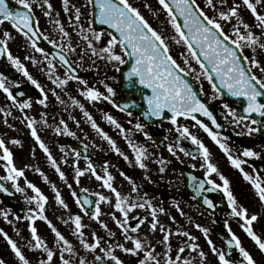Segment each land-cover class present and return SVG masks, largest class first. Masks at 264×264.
Masks as SVG:
<instances>
[{"label":"snow or ice","instance_id":"1","mask_svg":"<svg viewBox=\"0 0 264 264\" xmlns=\"http://www.w3.org/2000/svg\"><path fill=\"white\" fill-rule=\"evenodd\" d=\"M17 5H21L27 11H15L10 10L7 0H0V23L5 21L11 22L12 27L19 32H23L25 37H35L37 35L33 27L32 22V7L30 0H14ZM223 2V0H222ZM89 4L94 3L95 8L97 9V15L95 20L101 25H107L111 29H115V32L119 34V38L115 35H112L107 41L106 45L99 49L100 53L106 54L105 56H100L101 59H107L108 62H115L118 65L125 64L123 56L126 55L131 58L132 63L129 71L125 74V79L130 83L133 78H136V81L139 85H142L145 89L151 90V95L145 96L144 100L147 103V111L143 113L145 118L150 116L160 117L165 110L171 113V124L177 125V118H191L195 121V125H198L199 128L203 129L205 133L214 141L219 148L227 156L228 161L233 168L239 169L243 175L245 181L250 182L251 187L255 190V193L261 202L264 204V182L261 181L260 175H257L255 179L249 175L241 167L243 163H246L245 160H242L238 157H234L226 144L221 142V138L218 133L214 132L208 124L197 119L194 115L199 113L200 115L207 117L211 124L219 128L220 125L217 123L216 117L213 112L210 110L209 103L210 101L219 100L220 107L223 109V115L225 119L230 118V122L236 126L243 125V128L246 131L237 133V135H252L254 133L260 132L264 129V67H261L260 63L254 57L243 56L242 53L238 54V50L242 49L244 46L252 47L255 50V46L259 44L260 49L264 50V42H260L259 39L254 36L252 31H245L241 34V28L239 27V16L238 8L240 5H234L228 8L226 11L219 12L220 21H229L231 18L237 19V25L233 26V35L234 39L230 38L228 34L222 28V25L217 22V20L210 18L206 13L197 6L196 0H158V4L162 7L164 12L168 17V22L171 27L175 30L177 34L173 39L176 43H182L188 55L184 57L182 67L177 63L176 59L170 54V49L167 46L165 37L153 29L149 22L145 19L139 10L132 6L129 0H88ZM243 5L250 11L251 16L257 21V27L261 28L264 31V14L258 13L257 5L262 3V0H242ZM43 4H46L49 9L52 5L48 3V0H43ZM64 11H69V0H63ZM207 7H215V0H206ZM179 14V17L183 18V24L178 22L176 14ZM45 16L49 15L48 11H45ZM81 11L80 8L75 9L74 19L78 23L80 20ZM54 25L59 28V32L62 36L67 37L69 33L65 31V28L61 25L59 20L54 21ZM250 28L249 24L244 23L243 29L248 30ZM186 30V31H185ZM83 31V30H82ZM31 34V36H29ZM4 37H8L9 33L4 31L2 33ZM45 39H48L45 37ZM83 39L88 41L87 48L91 50L92 55L97 56L98 52L93 47V40L100 41L101 34L94 33L93 38L89 39L87 35L83 36ZM55 43L54 41H50ZM241 42H244L243 44ZM229 43L235 47H230ZM0 45H5V47L0 48V55L7 54L8 60L11 64L17 68V70L22 71L23 75L28 78L33 85L40 89L43 94V89L37 83L28 71L24 68V65L21 64L19 59L14 58L10 52H8L6 41L0 39ZM32 47L37 52H42L43 49L37 47L35 41H32ZM69 50L73 51L69 45ZM120 49V54H117L114 49ZM59 60L67 65L69 68L71 65L65 56L57 54ZM195 61L199 65V73L195 75V79L199 81L201 78L207 81L211 88V95L207 97V100L202 99L204 96L203 88L201 87L198 91L194 90L193 85L186 79L187 76L191 75L195 70L192 69L190 65V60ZM245 64H250L253 68L259 69L261 76H257L252 73L251 69H246ZM48 69L53 70V63L51 60L48 61ZM117 71L120 69L117 67ZM51 78V75L50 77ZM75 79V77H72ZM53 84H57L58 87L63 86L68 83V80L53 79ZM79 83L86 85V81L79 80ZM0 89L7 94V98L15 103L16 98L9 88L5 86V81L2 76H0ZM107 93L112 94L113 89L111 87L107 88ZM89 101H97L101 98L108 100L109 96L103 95L102 93L95 90L92 87H86V90L81 93ZM225 94L233 98H243L244 106L242 108L243 114H239L235 108L231 107L229 103L223 100ZM20 95H23L21 93ZM53 95L57 100H60V97L53 92ZM40 99L38 103L41 105L45 104V100ZM63 103V101H61ZM72 103L78 104V101L75 99L72 100ZM20 108H28L30 104L25 100L22 104L18 105ZM83 111V105H79ZM129 105L125 104L124 108H128ZM131 115V112L128 113ZM83 115L87 117V120L91 123L92 129L100 134V136L106 140L109 145L112 146V149L120 153L119 148H117L115 142L103 132L96 122L93 120L91 115L87 111L83 112ZM27 127L31 130V136L34 138L35 143L47 154V159L51 163V166L57 173H59L60 179H64V173L57 166V162L49 154V149L41 141L40 137L37 134L36 128L33 126L35 121L28 119ZM105 119L117 129L123 133L125 130L121 125L111 116L106 115ZM61 124H64V121H60ZM135 127L139 130L142 128V125L137 123ZM57 133H60V129H56ZM176 131L179 132L181 137H187L191 140L193 145H196L200 155L203 157L204 164L207 166V171L205 176H208L211 173H218L217 167L210 162L209 149L195 136L189 132L187 127H177ZM64 134L73 135L69 132L67 126L64 128ZM147 136V134H145ZM150 138V137H149ZM224 139H227L226 137ZM12 144H20L19 140H11ZM128 146L132 148L135 153L136 164L140 168H145V164L142 162V159L145 156V150L137 147L129 141ZM0 149L3 150V154L0 155V160L6 162V176H0V181H11L12 186L15 188L16 192L22 193L23 188L17 185V178L22 177L24 172L19 170L14 165L13 154L5 146V141L0 139ZM170 152L173 151L172 147L169 146L168 149ZM181 151H184L182 148ZM63 151V149H61ZM79 156V153L76 154ZM185 155H188L185 152ZM241 156L247 158H258L259 154L252 150L251 148H243L240 153ZM124 159L127 160L128 157L124 156ZM163 163V161H161ZM89 169H92V165H88ZM37 172H40V169H36ZM160 172H164V168H160ZM43 176V173H40ZM92 174L96 177L97 180H100L101 177L96 175L94 169H92ZM75 175L80 177L83 175L79 169L76 170ZM106 179L104 180V187L111 189L116 195L115 208L123 214V221H117L118 227L124 230L125 239L129 240L132 244V247H126L123 244H118L119 247L124 253L129 254L133 257H136V264H161L160 259L157 258L153 250H145V245L142 243L141 239L134 238L131 235H128L129 229L127 225L128 213L132 208H144L145 204H131L130 207L125 209L123 205L127 202V197L122 198L121 194L112 187L110 181L112 177L105 173ZM123 175V173H122ZM220 180L223 182L222 185L214 183L211 179L206 181L207 184L211 185L210 188L206 190L211 192L214 190H220L223 192L224 196L228 200V207L231 209V215L235 218H238L242 223L240 227L246 233V235L255 243L258 247V250L264 254V239L254 231L253 224L258 220L256 214L248 215L247 209L243 206L237 204L236 198L234 197L232 191L229 189V181L223 175H219ZM47 181V177H44ZM190 180L196 181V177H190ZM27 188L30 189L35 195L28 197L26 202L32 203L35 202L37 212H33L32 209H29L30 215L26 218L29 221L37 219V217L45 221L46 217L44 215V208L47 198L41 193V190L36 187L34 184L25 181ZM135 186L133 191H135ZM193 190L197 196H200L203 191H205V181L199 180L193 185ZM53 191L55 192V200L57 203L64 205V201L60 197V193L56 191L55 186H53ZM86 191V190H85ZM0 192L8 193V189L4 184L0 183ZM75 195V193H73ZM105 197L101 196L100 200H104ZM204 204L208 208H213V202L208 199L207 196L204 197ZM79 203V201H77ZM85 204L91 203V201L84 199ZM66 207V205H64ZM150 208L151 204L148 205ZM164 209L161 208L160 212H163ZM100 214V209L97 207L93 218H97ZM183 215V213H181ZM151 229L155 231L158 227L157 213L153 209L151 212ZM19 218V217H18ZM115 220V216H113ZM73 223L77 230H79L81 225L80 216H75L73 218ZM144 223V220L141 219L135 226L131 227L130 231L136 233L140 226ZM48 227L55 234V238L58 242H63L65 250L69 253L72 252V247L65 239V237L51 224L48 222ZM160 230L163 232V226L159 225ZM225 227H228L227 221H225ZM31 232V239L28 242L30 246L40 249L43 247V250L47 253V262H51L53 259V252L44 246V241L37 234V229L31 224L29 225ZM197 228L207 236L208 229L201 228L197 225ZM228 232L231 235V240L228 241V247L239 250V255L242 257L245 264H257V261L253 256L247 251L241 244L240 239L232 233L231 228H228ZM83 236V233H79ZM4 239L7 241V244L10 245L12 253L15 254V257L18 259L19 264H30L29 260L26 259L25 255L22 253L20 247L15 241L10 239L6 233H3ZM181 235L187 237L190 241L195 240L196 237L190 236L188 232H182ZM170 233H165L163 235L161 243L167 244L169 242ZM95 238V234H93ZM34 242V243H33ZM85 249H96L99 247V241L96 243H85L83 240L80 241ZM207 243L211 246L212 253L218 258L219 264H232V261L226 258L224 251H217L212 241L208 240ZM197 244L188 243L185 246L179 247L175 255V259L168 255V252L171 251L169 248L164 253V264H181L182 257L180 254L184 253L186 248L195 251L197 249ZM100 252L103 253V256H96L95 260L103 261H115V264H124L116 255L112 253V248L109 245L107 250L100 248ZM199 256L203 260L205 253L203 251L199 252ZM61 264H70L68 259L63 257L60 258ZM0 264H6L4 259H0ZM40 264H46L45 261H41ZM79 264H86L84 259L79 261ZM182 264H192V261L183 258Z\"/></svg>","mask_w":264,"mask_h":264},{"label":"flooded vegetation","instance_id":"2","mask_svg":"<svg viewBox=\"0 0 264 264\" xmlns=\"http://www.w3.org/2000/svg\"><path fill=\"white\" fill-rule=\"evenodd\" d=\"M32 1H34V3L31 5L32 14L36 20L38 31L45 38L46 35L38 26L39 13L42 12L40 10L39 2L43 0ZM240 8L241 6L238 8V11ZM47 11H49V8ZM213 16L218 18L216 14H213ZM222 22L226 24L225 21ZM231 22H236V19L232 18ZM5 23L11 26L10 30H14V33H10L8 37H4L2 35L4 32ZM221 25L225 33H227L229 37L232 38L234 25ZM227 29L231 31L230 34ZM17 35H19L24 40L26 45L25 47L17 46ZM11 37L14 39V42L11 40ZM0 39L6 41L8 52H10L12 46L13 48H16L19 55L18 57L22 58L20 60L21 64L24 65V68L28 71L29 75H31L43 89L42 94L40 89L33 85L31 81H29L28 78L23 75L22 71L17 70V68L11 64L6 54L7 61L6 65L4 66L7 69H0V76L4 78V81H7L11 84L9 91L12 92L13 89L16 90L14 91V95H16V97L27 95L26 100L28 102L36 101L38 103V101L40 99H44L45 96H53L54 103H61V101L57 100L53 95V92L49 90V86L44 83V81H42L46 75V66L49 60H51L54 66L57 67L63 77L69 79L68 81L74 84L75 87L82 85L79 83V80L85 76V72H83L79 64L74 62L69 57V55L64 51L63 47L57 42L52 43L50 42L49 38L46 39L53 46L62 50L68 56L70 62L76 68L74 74L58 64L48 53L44 51L43 53L35 51V49L32 47V41L28 37H25L22 32L14 29L12 24L8 21L0 23ZM241 43L243 44L244 42ZM2 46L5 47V45ZM175 46H177L175 51L169 47L170 54L174 59H176L177 63L179 62L181 65H184L183 59L188 55L187 50L182 43H176ZM19 48L26 50L23 52V50ZM250 48L248 46H244L239 51L243 54V56L249 57L251 55L256 59V57L260 55V49L255 48L252 53H249L248 49L250 50ZM114 51H116L117 54H120V49H114ZM31 54L38 57L39 60L34 62L29 56ZM125 58L126 55L123 56L124 60ZM189 60L191 61L190 57ZM101 61H103L104 65L109 70L110 76L108 87L113 89V93H107V89H99L98 91L102 93V96H109L108 100L101 98L99 101L108 106V109H104V118L106 115H111L125 130L122 133L120 129H117L111 124L114 128L108 134V136L115 142L117 148H119L120 153H123V155H120L114 151L112 146L109 145V143L104 140L98 132L96 133L99 135V138H95V140L90 138L91 140L89 141L85 139H78L74 135H67L64 133L54 134L53 137L49 136V143L53 144L52 147L54 149H58L60 154L59 157L61 156L59 168L64 173V179H59V181H61L62 185L65 183L62 188L66 190L70 186V172L76 173L77 169L81 171L84 168L88 170L92 177L96 178L92 174V169H94L96 175L101 177L99 180L101 182H104V180L107 178L105 175V173H107V175L112 177L110 183L112 184V187L115 188V173L117 172V168L121 169L124 173L123 176L121 175L122 182L126 185L123 187V190L128 196L127 201L130 200L129 207L133 203L137 205L141 203L145 204L144 208H132V210L129 211L131 218L128 220V227L130 228L135 226L141 219L144 220L139 233L141 240H143L145 237L152 240H159V238H163L165 233H170L169 243L172 247L175 246L174 242H178V244H184L186 242L197 244L198 247L195 251L188 249V255L186 254L187 258L191 259L193 264H219L218 258L212 253L211 246L207 243V241L211 240L212 245L215 246L217 251H223V241L231 240L229 239L230 234L228 232V228H231L232 233H234L237 237L240 233L245 235L246 233L240 227V223H242V221H240L238 218H233L231 215V209L228 207V200L224 196L223 192L220 190H214L211 192L207 191L206 189L210 188L211 185L207 184L206 181L211 179L214 183L222 185L223 182L220 180L219 175H223L226 179H228L229 189L232 191L234 197H240L241 201H237L238 205H247L251 207L259 206L263 208L264 204H261L259 201L255 190L251 187L250 182L243 179V175L240 170L232 167L227 159V156L219 148V146L214 141H212V139L207 135V133L203 131V129L199 128L198 125H195V121H193L191 118L178 117L177 125L171 124V118L159 122L145 124L135 113H131V115H129V112L118 108L115 101L117 99H122L123 95L121 88L119 87V71H117L116 68H120L121 65H118L115 62H108L106 58L102 59ZM189 66L195 70L189 76H191L197 82L199 88H203L204 97L207 100V97L211 95L210 85L203 78H201L199 81L194 78L195 75L200 71L199 65H197L195 61H191ZM247 66L251 69L252 73L255 74L251 68V65L247 64ZM36 69L37 71H41V74L45 73V75L38 77L34 72ZM72 77H75V79H72ZM22 88H28L30 95L28 96V94L22 90ZM21 93H23V95H20ZM223 100L226 101L224 97ZM23 102L24 101L16 99L14 107L12 108L13 118H11L12 115L9 117L11 122L17 127L20 126L22 122H24L23 114L26 115L27 113V108H20L18 106ZM208 103L210 110L216 117L217 123L220 125V127L217 128L212 125L211 121H209L207 117H205L204 120L199 118L197 119L208 124V126L214 132L219 134L221 142L226 144L234 157H238L246 161V163L241 165L245 172L251 175L254 179L257 175H260L261 181L264 182V146L260 142L264 141V129L250 136L247 134L237 135L239 132L246 131L243 128V125L236 126L230 122V118L225 119L224 115L222 114L223 109L220 107L221 102L219 100L210 101ZM61 104V113H69L67 107H71L75 111L72 101H63ZM45 111L48 112V109H45ZM137 123L142 125V128L139 130L135 127ZM177 127H187L189 132L192 135H195L209 149L210 162L217 167L219 174L211 173L208 176H205L207 166L204 164L203 157L200 155L197 146L193 145L189 138L181 137L179 132L176 131ZM145 134H147V136ZM225 137L227 139H224ZM129 141H131V143L137 147L145 150V156L142 159V162L145 164V168L142 169L136 164L135 153L133 152L132 148L128 146ZM74 142L77 144V146L73 145ZM20 144L22 145V143ZM169 146L172 147V152L168 150ZM181 148L184 151H181ZM243 148H251L252 150L256 151L259 154L258 158H247L241 156L240 153ZM61 149H63V151H61ZM185 152H187L188 155H185ZM77 153H79V156L76 155ZM124 156H127L128 159L125 160ZM173 160L178 162L181 167L189 172L188 189H193V185L199 180L205 181V191H203L204 194L201 195L202 199L200 202L187 193L184 180ZM161 161H163V163H161ZM89 164L92 165V169H89ZM256 166L261 168V172L255 168ZM161 167L164 168V172L162 173L160 172ZM193 176L196 177V181L190 180V177ZM134 186L136 189L135 191H133ZM107 190V193H110L111 189L107 188ZM77 192L91 193L85 190H78L76 193ZM76 193L74 195V202L77 205L80 214L85 217L84 220L81 219L82 227L79 229L80 231L78 230V232L88 235L93 232H96L97 234L100 233L101 235L103 234L104 236L107 235L108 233L105 225L109 224L110 218L106 217V214L104 215L106 218H104L102 225L99 221L98 223L93 222V214L95 213L96 208L99 206V197L95 196V209L93 214L89 215L87 210L88 207L85 205V203H77ZM205 196H207L208 199L213 202V208H208L207 205L204 204L203 200ZM250 198L253 201H250ZM149 204H151V208L148 206ZM161 208L164 209L163 212H160ZM153 209L156 210L158 221V227L155 231L151 229V212ZM181 213H183V215ZM225 221H227L228 227H225ZM159 225L163 226V232L160 230ZM197 225H199L201 228L208 229L207 236H205V234L201 232L199 228H197ZM182 232H188L190 236L196 237V239L190 241L187 237L181 235ZM246 237L248 236L246 235ZM240 241L241 244L244 245V248L248 251L246 243L242 241V239H240ZM224 247L226 249L224 251L229 252L228 245L224 244ZM200 251L205 253L203 260L199 256ZM230 251H232V248H230ZM235 251L237 256L240 257L239 250L235 249ZM172 258L175 259V256ZM240 258L242 259V257ZM240 264H245V262L242 261ZM257 264L260 263L257 262Z\"/></svg>","mask_w":264,"mask_h":264},{"label":"rangeland","instance_id":"3","mask_svg":"<svg viewBox=\"0 0 264 264\" xmlns=\"http://www.w3.org/2000/svg\"><path fill=\"white\" fill-rule=\"evenodd\" d=\"M129 2L132 6L139 10L141 15L145 17L153 29L165 37L167 46L175 51L177 46H175L176 42L173 38L176 37L177 34L168 22V17L162 7L158 4V0H129ZM196 2L198 6L200 5L199 7L202 8L201 10L204 11L206 15L220 23L222 22L219 20L220 11H226L228 8L234 6V4L240 5L241 8L238 11V16L241 34L243 35L245 31L250 30L260 42H264V31L257 27L258 22L251 16L250 11L243 5L242 0H223V2L222 0H215L214 8L207 7L206 0H196ZM33 3L34 1L30 0V4L32 5ZM48 3L52 5L51 9L48 11L49 15L45 16L44 13H39L38 26L46 37L50 39V41L53 40L61 45L69 57L74 62L79 64L83 72H85V76L82 80L86 81V85H78L75 87L74 84L69 81L67 84L60 87H58L57 84H53V79L58 78L60 80H69L63 77L54 64L53 70L50 73L47 63L46 75L45 73L41 74V71H37V69L34 70L38 77L45 75L42 81L49 86V90L51 92H55L56 95L60 97V101L69 102L73 99L78 101V104L74 105V109L77 112H75L71 107H67L69 113H61L60 109L62 104L60 102L54 103L53 96H47L44 105H41L36 101H29L30 107L27 108L26 115L23 114L24 122H22L18 127L15 126L9 118L11 115V118H13V113L11 112L7 114V110L4 109L5 106L7 108H12L8 107L11 106L12 103L7 100V94L3 91V89H0V139L5 141V146L12 152L15 167L24 172L22 177L17 178V185L24 189L22 193L18 192V194L27 207L25 215L21 218H17L13 211L7 208L0 201V259H4L6 264H19L15 254L11 251L10 245H8L7 241L4 239L3 233H6L10 239L17 243L26 259L29 260L30 264H40L41 261H45L46 264H61V257L68 259L70 264H79L81 259H84L86 264H89L92 257L98 255L103 256V253L100 252V248L107 250L109 245L112 248V253L122 260L124 264H136V257L124 253L119 247H117L118 244H123L126 247H132V244L129 240L125 239L124 230L117 225V221H123L124 217L123 214L115 208V193L113 191L107 193L108 190L104 187V182L92 177L86 168L81 170L83 175L80 177H77L75 173L70 172V186L66 190L63 189L62 186L65 183H63V185L61 184V181H59V173L52 168L51 163L47 159V154H45L39 145L35 143L34 138L31 136V130L27 127L28 121H26L27 119H25V117L35 121L33 126L36 128L37 134L41 141L49 149V154L56 160L58 167L60 165L61 156L59 157L60 154L58 149H54L52 147L53 144H50V140L48 139L49 136L53 137L54 134H58L56 131L57 128L60 129L59 134H62L64 133L65 126H67L68 131L73 133V135L78 139H85L89 141L91 139L95 140V138H99L96 131L92 129L91 123L87 120V117L83 115L84 111H87L89 115H91L98 127L107 135L114 128L104 118V109H108V106L99 100L89 101L81 94L86 90V87H92L97 91L99 89L108 88L110 73L103 61H101L102 59L99 58L100 56L106 57V54L100 53L99 49L106 45L111 35L104 30L94 31L92 29L90 24V7L88 0H69L68 12L64 11L63 0H48ZM76 8H80L81 11L78 23L74 19ZM257 10L258 13L264 14V0H262L261 4L257 5ZM213 14H216L218 18L213 16ZM55 20H59L61 25L65 28V31L69 33L67 37L61 35L59 28L54 25ZM231 20L232 18L229 21H225L228 26L230 24L231 26L237 25V19L234 23H232ZM244 23L249 24L250 28L248 30L243 29ZM221 24L226 25L223 22ZM10 28L11 26L9 24H4V31H7L9 35L10 33H14V30H10ZM228 32L230 34L231 31L228 30ZM94 33L101 34L100 41L93 40V47L98 52L97 56L92 55L91 50L87 48L88 41L83 39L84 35H87L89 39H92ZM232 38H235L234 35H232ZM11 40L14 42L12 37ZM69 45L72 49H74L73 51L69 50ZM17 46H26L24 40L19 35H17ZM255 48L260 49L259 44H257ZM19 49L23 50V52L26 50L23 48ZM116 50H119V48L117 47ZM252 51V48H250V50L248 49L249 53H252ZM10 53L14 58H18L19 60L22 59L21 57H18L19 55L17 50L16 48H13V46L11 47ZM29 56L34 62L39 60V58L33 54ZM249 57L252 56L250 55ZM256 60L260 63L261 67H264V50L260 49V55L256 57ZM179 64L181 65V63ZM181 66L183 67L184 65ZM251 68L258 77L261 76L259 69L253 68L252 66ZM50 75L51 78H49ZM5 86L10 90L11 84L9 82L5 81ZM79 105H83V111ZM45 109H48V112H46ZM61 120L64 121V124L60 123ZM13 139L19 140L22 145L12 144L11 140ZM2 154L3 150L0 155ZM37 168L40 169V172L36 171ZM41 172L43 173V176L40 174ZM122 173L123 171L117 168V172L115 173V189L121 194L122 198L127 197L128 199L127 194L123 190V187L126 185L122 182ZM6 175V162L0 160V176ZM44 177H47V181H45ZM4 181L12 185L11 181ZM25 181L38 187L41 190V193L47 198L44 208V215L46 217L45 221L40 220L38 217L33 221H29L26 218L30 215L28 211L29 209H32L33 212H37L38 209L36 208L35 202H26L27 198L35 195V193L27 188ZM53 186H55L56 191L60 193V197L64 201V205H66V207L56 202ZM78 190L89 191L91 194L99 197V199L101 196L105 197L104 200H100L98 202L100 214L97 218H93V222L98 223L99 221L102 225L104 218L109 217L110 222L105 225L108 233L107 235L104 236L103 234L101 235L100 233L97 234L96 232H93L90 235L83 234V239V237L79 234L75 224L73 223V218L75 216H80V218L84 220L85 217L80 214L78 207L74 202L75 199L73 193L74 191L76 193ZM129 201L123 205L126 210L129 207ZM236 201H241L240 197H236ZM250 201L253 200L250 198ZM243 207L247 209L249 216L252 214H256L258 216V220L253 224V229L261 237V239H264V207H251L247 205H243ZM105 214L106 217H104ZM113 216H115V220L113 219ZM130 218L131 216L129 212L128 220ZM48 222H51V224L71 245V253L65 250L63 242H58L56 240L55 234L48 227ZM30 224L37 229V234L44 241V246L53 252L54 255L51 262H47V253L43 250V247L36 249L30 246L28 242L31 237L27 238L24 236L25 231H30ZM127 228L129 229L127 233L128 235L141 239V236H139L141 226L136 233H132L130 231L131 228L128 227V225ZM93 234H95V238H93ZM238 238L242 239V241L246 243L247 249L253 258L260 264H264V254L258 250L255 243L243 233L238 234ZM81 240L90 244L99 241V247L96 249H85L80 243ZM141 241L145 245V250H153L155 252L157 258L160 259L161 264H164V253L169 248L171 251L168 252V255L173 257L176 255L179 247L190 243L186 242L184 244H178V242H174L175 246L172 247L169 242L167 244L161 243L162 238H159V240H152L145 237ZM242 246L244 247L243 244ZM187 252L188 249L186 248L185 252L180 254L182 260L183 258H187Z\"/></svg>","mask_w":264,"mask_h":264},{"label":"water","instance_id":"4","mask_svg":"<svg viewBox=\"0 0 264 264\" xmlns=\"http://www.w3.org/2000/svg\"><path fill=\"white\" fill-rule=\"evenodd\" d=\"M7 3L9 5L10 10H12L13 12L19 10V11H27V9H24L22 6L15 4L12 0H7ZM91 5V11H92V18H91V23L94 29H105L107 30L110 34L115 35L117 38H119V34L115 32V29H111L109 28L107 25H101L99 23L96 22L95 17L97 15V9L95 8V4L92 3ZM177 18H178V22L181 23V25L183 24V18L179 17V14L177 13ZM0 20H2V17H0ZM32 22H33V27L34 30L36 31L37 35L35 37H31L40 47H42L43 49L47 50L48 52H50L52 54V56L62 65L64 66L67 70H69V72L71 73H75L76 68L74 67V65L68 60V58L66 57V55L64 53H62L61 51L57 50L56 48H54L53 46H51L49 43H47L44 39L41 38V36L39 35V33L37 32L36 26H35V21L33 20V16H32ZM186 31V30H185ZM29 36H31V34H29ZM230 47H235L234 45L229 43ZM57 54L63 55L65 56V58L69 61V64L71 65V67L69 68L67 65H64L60 60H59V56ZM239 54V51H238ZM1 63H3L2 61H0V65ZM131 63L132 60L130 57L127 56V60L125 62V64L121 67L120 69V86L122 89L123 94L125 95V99L124 100H116L115 103L117 106L124 108V103L128 104L129 107L127 110L129 111H134L136 112L140 118L143 121H146V119L148 118H156L154 116H150L148 118H145L143 113L145 111H147V107L144 105V102L141 101L142 97L151 95V90L150 89H145L142 85H139L136 81V78H133L131 83L125 79V74L129 71L130 67H131ZM246 69L247 66L245 64ZM77 72L79 73V71L77 70ZM186 79L189 80V82L193 85L194 90L198 91L199 93V88L197 86V84L193 81V79H191L189 76L186 77ZM29 89L26 88L24 91L28 94V96L30 95V92L28 91ZM27 96V95H26ZM26 96H22V100H25L27 97ZM202 99H204L202 97ZM224 99L226 100V102H228L230 105H232L236 111L239 114H243L242 112V108L244 106V100L243 98H233V97H229L225 94ZM262 100H264V98H261ZM131 102V105L129 104ZM197 118H202L201 115L199 113H195L194 114ZM171 117V113L168 112L167 110H165V112L158 117L159 119H165V118H169ZM158 119V120H159ZM263 146H264V141H261ZM176 163V162H175ZM176 166L178 168V171L180 172L183 180H184V184L187 190V193L196 198V200L198 202H200V200L202 199L201 195H203L204 193L202 192L200 196H197L195 191L193 189H188L187 187L189 186V172L187 170H185L184 168H182L178 163H176ZM258 168V167H257ZM0 183L4 184V186L8 189V193L5 192H0V198L1 200L5 203L6 207L8 208H12L14 210V213L17 217H22L25 214V206L22 204L17 192L8 184H6L3 181H0ZM89 199L91 201L90 206L91 209H87L89 213L93 212V208L95 205V198L90 196L89 194H82L80 193L78 195V200L79 202L82 204L84 201V199ZM222 201V198H221ZM202 205V203H201ZM25 235H27L28 237L30 236L29 232H26ZM230 241V240H229ZM224 244L228 245V241H223ZM223 244V248L222 250H226ZM226 254V258L230 259L232 261L233 264H240L243 260L237 257L236 251H235V247H232V251H230L229 248V252L224 251ZM90 264H115V261H109V260H103V261H97L95 260V258H93L91 260Z\"/></svg>","mask_w":264,"mask_h":264}]
</instances>
